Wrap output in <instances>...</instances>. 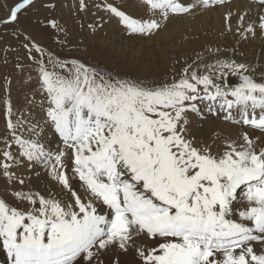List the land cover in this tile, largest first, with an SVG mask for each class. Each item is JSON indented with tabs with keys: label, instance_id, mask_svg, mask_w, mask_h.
Returning <instances> with one entry per match:
<instances>
[{
	"label": "snow or ice",
	"instance_id": "1",
	"mask_svg": "<svg viewBox=\"0 0 264 264\" xmlns=\"http://www.w3.org/2000/svg\"><path fill=\"white\" fill-rule=\"evenodd\" d=\"M36 2L15 0L0 26L18 24ZM231 3L139 0L135 15L97 7L129 37L151 39L174 19L225 7L224 32L264 37V0ZM13 31L23 50L14 67L34 85L25 101L42 119L14 108L12 80L0 75V249L9 264H264V76L221 59L217 46L177 58L170 79L149 83ZM213 117L226 127L209 143L194 125ZM37 166L58 192L29 183L23 170Z\"/></svg>",
	"mask_w": 264,
	"mask_h": 264
},
{
	"label": "rangeland",
	"instance_id": "2",
	"mask_svg": "<svg viewBox=\"0 0 264 264\" xmlns=\"http://www.w3.org/2000/svg\"><path fill=\"white\" fill-rule=\"evenodd\" d=\"M124 1L83 0L85 8L81 10V0H37L35 6L29 9L27 14L20 17L18 24L7 27L0 26V75L7 73L12 80L11 101L12 95L16 94L17 91L21 95L23 94L26 107L20 106L19 109L26 110L25 116L28 120L36 122V118L31 115L29 108L32 107V112L34 109L40 108L38 105H28L25 101L26 95L29 98L32 97L34 85L31 86V82H26L29 75L27 71L21 76L14 67L18 56L23 55V50L20 48V41L16 39L13 28H18L21 34L31 35L41 45L61 57H78L85 63L106 67L120 75L138 76L146 79L149 83L170 79L173 69H179L180 64L166 66L165 63L171 55L175 54V51L186 46L187 42H175L173 38L165 40L163 32L151 39L139 36L129 37L126 33H122L121 37L112 38V29L116 26L122 28V26L116 18L110 17L97 5L108 2L121 6L124 11L130 10L129 5L123 4ZM14 2L15 0H0V17L5 15L6 10ZM46 3L54 5V7L42 6ZM231 5L233 4L231 3ZM226 9L225 11L228 10ZM49 19L55 20L58 29H61V31L50 28L48 26ZM90 24L94 25L95 31L89 28ZM233 24H235V20H233ZM213 43L239 59L264 56V37H249L247 40H243L233 34L224 32L215 36ZM3 49L9 50L3 51ZM5 60H7V63H5ZM191 60L188 59L189 62ZM253 76L258 81L262 78L257 77L258 75ZM36 99L39 100L38 95ZM4 123L3 116L0 114V132L4 129ZM207 123H211L212 127H208ZM224 125L225 122L213 117L205 121H197L194 128L199 139H207L211 143L212 139L224 129ZM49 134H52L50 130ZM47 135L43 133L46 140ZM47 145L49 148L54 149L56 138L53 137ZM23 171L25 176L30 177L29 183L33 187L37 188L36 183H39L40 180H42L40 184H44L43 180L46 179L55 187L50 191H59L42 167L37 166L31 172ZM3 188L4 181L0 179V192H3ZM44 188L45 185L44 187L41 186L40 189ZM106 263L108 264L107 260Z\"/></svg>",
	"mask_w": 264,
	"mask_h": 264
},
{
	"label": "bare ground",
	"instance_id": "3",
	"mask_svg": "<svg viewBox=\"0 0 264 264\" xmlns=\"http://www.w3.org/2000/svg\"><path fill=\"white\" fill-rule=\"evenodd\" d=\"M138 2L139 0H131V1L125 0L123 4L129 5V7H131L130 10H126V12L135 15L138 9L134 7L138 4ZM232 4L233 5H231V8L233 10L236 8H247L250 4V0H232ZM225 9L226 7L217 8L214 11L197 13L196 16H187L182 19L172 20L169 23L168 28L163 32L164 38H166L165 40H167L168 38H173L175 42L181 41V42H187V44L186 46L179 48L177 51H175V54L171 55L167 59L168 61L165 63L166 66L176 65L177 58H180V60L183 61L184 59L193 60L196 58L197 54L207 56L208 55V53L206 52L207 48L217 47V45L213 43V38L215 36H218L219 34L224 33L223 20L221 15L225 12ZM8 10H6V13L3 17H5L8 14ZM256 10H257L256 7L253 6V12H255ZM212 14H214L213 17H211ZM122 33L123 34L125 33L123 28L116 26L112 29L111 36L112 38L121 37ZM220 49L221 51L219 53V56L221 59H235L238 62L249 64L252 66V68L255 69L252 75H258L257 77L264 76V56L246 57L239 59L236 56L230 55L229 51L223 48ZM228 79L230 84L232 85L238 83V79L236 77L229 76ZM30 85L32 86V83H30ZM23 99H24L23 94L21 95V93H19L18 91L16 94L12 95V103L14 108H19L20 106L25 108L26 104ZM29 111L31 112V115L36 118V121H41L42 114L40 109L38 108L34 109L32 112V107H30ZM207 125L208 127H212L211 123H207ZM225 127L226 124L224 125V128ZM44 133L48 134L46 140L47 143L51 142L53 139V135L49 134V130H45ZM41 181L42 180H40L39 183H36L37 188H41V186L44 187V185H45L44 189L47 188V190L49 191L55 188L46 179L43 180L44 184H40ZM0 194H3V192H0ZM0 264H9V258L7 254L2 250L0 251Z\"/></svg>",
	"mask_w": 264,
	"mask_h": 264
}]
</instances>
